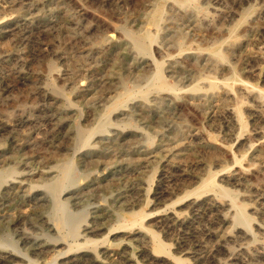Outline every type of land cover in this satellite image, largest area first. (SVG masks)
<instances>
[{"label": "rangeland", "instance_id": "rangeland-1", "mask_svg": "<svg viewBox=\"0 0 264 264\" xmlns=\"http://www.w3.org/2000/svg\"><path fill=\"white\" fill-rule=\"evenodd\" d=\"M159 3L164 15L150 27ZM215 3L235 14L222 22L229 32H198L194 21ZM0 20V172L12 169L9 182L27 183L23 192L0 196V238L6 233L13 242L0 246L9 254L0 264H47L56 251L83 247L101 264H128L129 250L137 264H264V257L225 255L221 236L230 237L225 248L233 252L241 227L236 217H219L231 202L251 234L264 239L255 228L264 223V143L249 137L264 127V106L249 93L264 102V0H187L184 7L172 0H0ZM146 30L153 41L138 51L128 34ZM214 45L224 62L213 59L212 69L201 58L194 65L190 54ZM156 62L161 79L148 83ZM228 108L242 125L230 122ZM90 130V146L102 153L92 159L81 155ZM100 136L116 143L103 145ZM69 160L61 199L78 213L79 236L65 239V228H52L43 194ZM213 175L226 192H205ZM91 182L99 187L81 189ZM73 191L76 199L67 193ZM196 196L220 205L187 212L186 201ZM172 208L185 211L184 222L165 220ZM133 214L150 233L133 225ZM36 242L44 245L40 253Z\"/></svg>", "mask_w": 264, "mask_h": 264}, {"label": "bare ground", "instance_id": "bare-ground-1", "mask_svg": "<svg viewBox=\"0 0 264 264\" xmlns=\"http://www.w3.org/2000/svg\"><path fill=\"white\" fill-rule=\"evenodd\" d=\"M172 1L174 3H176L180 7H184L186 2H187V0L186 1H184V0H172ZM163 15H164V4L163 3H159V4L156 5L155 9L152 11V14L150 15L149 20H148V25L150 27L158 28V25H159ZM175 15H174V17L177 18V16L182 17L184 14L176 13ZM234 15H235L234 13L226 11L219 4L215 3V5L210 8L208 15L205 14L199 20H195L194 21V27L200 33L202 31H207L208 30V31L212 32L215 35H220L222 33L229 32V28L223 27L222 22L226 18H231ZM239 20H241V17H240ZM2 21H4V18L2 19ZM171 25H173V24H171ZM1 36H2V34L0 33V37ZM153 36H151V34L149 33L148 30L144 31L141 35H135V34H132V33L128 34V38L130 39V41H132L133 45L136 47V49L138 51H145L146 50L145 42L146 41H153ZM233 50H234L233 47H229V52H232ZM190 58L193 60L194 65L197 63V60L203 58V59H205L207 61L206 65H208V67H210L212 69H215L216 66H217L216 62L213 59L219 58L221 62H224V58L221 55V52H220V49H219V45H214L213 47H211V48H209L207 50H197V52H193V53L190 54ZM154 66H155V71L151 75L150 80H149L148 83H151V81H153V80H156L155 82H157V80L159 81L161 79V76H162V73H161L162 64L156 62ZM209 85L211 87L213 86V84H211V83ZM165 86H166V84H165ZM151 87H152V85H151ZM160 89H162V88H160ZM163 90H167V88L163 89ZM249 93H250V95L252 97H254V99H256L255 101H257V104L259 105V107L264 106V102H261L260 100H257V98H255V96L253 94L254 92H253L252 89L249 91ZM120 98L121 97H119L117 99V102H116L117 104L120 103V100H121ZM142 106H143V108H147L148 107L146 103L143 104ZM235 109L234 108H228L226 110L227 113H228L227 116L230 117V122H232V123H237L238 122V123H240L242 125L241 119H240V114ZM107 117L104 118V124L105 125L109 124V119ZM262 121H264V120H262ZM101 127L103 128V126H101ZM253 130H254V132L249 137H257V139L260 142L264 143V127H260V128L253 129ZM94 134H95V131L90 130V133L88 134V136L85 138L84 141H82L84 144L81 143L83 145V147H87L88 148V150L85 153H81V155L82 156L91 155L90 159L93 158L92 156H94V154L101 153V151L99 149H97L95 146H90V142H91V139L93 138ZM99 140L101 141V144L103 143V145H107V144L108 145H112L111 143H114V144L116 143L115 140L110 138L109 136H100ZM208 145L212 146V147L215 146V144L211 143V142ZM80 148H82V147L80 146ZM75 151H76V149L74 150V152ZM78 152H81V150H79ZM256 152H258V151L256 150ZM256 156H259V154L256 155ZM239 162H240L239 160L235 159V163L239 164ZM71 166H72V163H70V160H69V164H66V167L62 169L61 177L59 179L55 178V179L51 180L50 182H48L47 184H45L46 188H47L46 189L47 192H46V195L43 194L44 195L43 201L49 203V206H48L49 213L54 217L53 218L54 222L52 224V228L53 227L62 228V229L65 228L66 229L65 239L77 238L79 236L78 231L76 232V228H77V225H78V218H77L78 213L69 212V210L67 208L66 201L61 199V194L64 192V189H66L65 188L66 184L69 182L68 180H69V175H70L69 172H70V167ZM12 173H14V170H12V169H8L7 174H4V173L0 172V196H2V197H10L11 195H16L19 192H23V190L27 187V183L25 181L26 178H23L20 181H10L9 182L7 180V176H8V174H12ZM28 174L32 175V173H28ZM28 174L25 173L26 177H28ZM57 177H58V175H57ZM214 178H215V175H213L211 177V179L209 180V182L212 183V185L205 192H211L214 195H218V193L226 192L227 189H225L222 186L216 185L214 183ZM229 180L230 181H234V182H238L236 180V178H230ZM96 187H99V184H95V182L94 183L91 182V183H88V184L87 183L84 184L81 189L82 190L83 189H89V188L94 189ZM67 193H70V194L73 193V195L72 196L70 195L69 198H74V199H76V197L79 195V193H76L74 191L73 192H67ZM38 194H41V193H38ZM229 199L232 200L231 198H229ZM180 201H182V200H178L177 202H175V204L176 203L178 204ZM186 202L187 203L185 204L184 208L187 210V212H190L192 214L197 211V209H198V207L200 205L215 206V207H218L220 205L216 200L213 199V197L212 198H208L206 200H202L200 202L199 197L196 196L195 198L187 200ZM224 205L227 207L228 213L227 214L220 213V215H219L220 221L221 222H225L227 220L230 221V219L232 217H236L240 221V226H236V228L237 227H241L238 231L233 228L235 230V232L237 231L236 232L237 237L241 240V243L237 244L236 247L234 246L235 249H234L233 252H228L227 251L228 249L225 248L226 241L229 240L230 237L228 235H222L221 236V239H220L221 243H220V241H219V243H220V246L224 249L225 255H226V253H227V256H229V255L230 256H234L235 255L236 257L241 256V255H246V256H249L251 260H257L259 258L264 257V239L256 238L253 234H251V232L248 229V224H249L248 220L243 216V213H241L240 209L235 208L236 205L234 207L231 202H230V205L229 204H224ZM213 210H214V208H213ZM184 213H185V211L184 210L182 211V208H177V209L176 208H172L171 210L166 211L164 217H165V220H167V221L174 222V223H182L186 219V218H184ZM20 214L23 216L24 212H21ZM132 216H133V219L131 220V222L133 223V225H136V226L138 225L140 230L150 233V231L148 229L144 228L142 226V224L139 223V221H141V220L134 219V217H136L137 214H133ZM5 217L6 216H3L2 218L4 219ZM142 217L143 216L140 215V219ZM229 221H228V223H230ZM261 224H264V223H261ZM261 224H257L255 226V228L262 235V237H264V226H262ZM87 229H88V227L86 225H84V231H86ZM66 244H68V243H66ZM153 244H154V250L156 252L164 253V251L162 249V245L155 244V243H153ZM250 244H254V246H253L254 248L253 249L250 247L251 250L249 248ZM7 245L13 247V242L10 240V238H8L7 234L4 233L3 236L0 238V246H7ZM55 245L52 246V247H55ZM78 245H80V243ZM227 245H228V243H227ZM33 249H34V251H38L40 253L45 248H44V245L36 242V243H34ZM102 253L104 255H107L109 253L108 248L104 247L102 249ZM1 256H9V254L4 253V252H0V257ZM125 260H126V262L128 264H137L136 261L134 260V251L133 250H129L128 251V253L126 254ZM237 260H238V258H237ZM55 261H59L60 264H81V263H83L85 261H88L91 264H101L102 263L98 259V257L94 254L93 251L86 250V248H84V247H83V249H80L76 254H72V253L71 254H67V252L56 251V257L51 262H48L47 264H54ZM27 264H31V262L28 261Z\"/></svg>", "mask_w": 264, "mask_h": 264}]
</instances>
